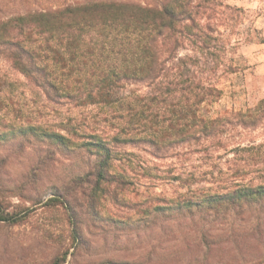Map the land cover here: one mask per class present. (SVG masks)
Segmentation results:
<instances>
[{"label":"trees","instance_id":"1","mask_svg":"<svg viewBox=\"0 0 264 264\" xmlns=\"http://www.w3.org/2000/svg\"><path fill=\"white\" fill-rule=\"evenodd\" d=\"M227 11L242 9L223 0H93L0 18L2 58L49 102L92 106L97 120L112 128L107 137L92 133L77 143L66 125V133L27 125L0 131V141L22 136L47 142L53 146L51 154H92L89 168L72 182L79 187L87 183L86 213L93 216H100L95 200L106 190L104 184L128 183L111 171L118 144L143 145L160 157L179 146H200L208 155L222 150L226 179L219 190L155 209H251L255 231L264 235V98L245 109L211 115L224 93L221 78L240 71L234 57L237 44L221 31L229 20ZM8 83L0 75V90ZM69 189L53 188L48 204L63 205L73 241L84 244L81 216ZM22 219L0 199V222L13 225ZM68 255L65 249L49 264H64Z\"/></svg>","mask_w":264,"mask_h":264},{"label":"rangeland","instance_id":"2","mask_svg":"<svg viewBox=\"0 0 264 264\" xmlns=\"http://www.w3.org/2000/svg\"><path fill=\"white\" fill-rule=\"evenodd\" d=\"M81 1L93 0H0V18ZM223 2L242 9L227 11L229 20L221 28L227 40L237 44L234 57L240 71L221 78L224 93L211 109L213 116L224 109H245L264 98V54H256L261 49L256 43L263 41L264 0ZM0 75L9 82L0 90V131L33 125L66 133V125L77 143L88 134L107 137L112 131L107 122L97 120L92 106L49 102L1 56ZM132 88L148 91L143 86ZM52 149L35 138L0 141V188L4 189L0 199L23 216L17 224L0 222V264H49L65 249L69 255L64 264H264V235L255 231L251 209L226 213L155 209L219 190L226 179L222 150L208 155L200 146H179L160 157L143 145L118 144L111 171L128 183L104 184L106 190L95 200L100 216H93L86 213L87 183L79 187L72 182L89 168L92 154L81 150L51 154ZM55 187L63 192L70 187L66 193L81 216L84 244L73 241L63 205L48 204Z\"/></svg>","mask_w":264,"mask_h":264},{"label":"crops","instance_id":"3","mask_svg":"<svg viewBox=\"0 0 264 264\" xmlns=\"http://www.w3.org/2000/svg\"><path fill=\"white\" fill-rule=\"evenodd\" d=\"M261 36L263 38V41H259L256 43V45L261 46V49L257 50L256 54L261 55L264 54V30L261 32ZM260 48V47H258Z\"/></svg>","mask_w":264,"mask_h":264}]
</instances>
